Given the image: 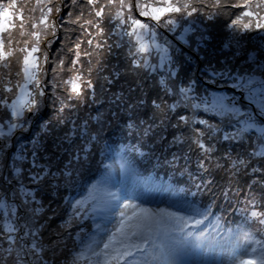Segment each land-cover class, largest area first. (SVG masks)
Masks as SVG:
<instances>
[{"label":"snow or ice","instance_id":"snow-or-ice-1","mask_svg":"<svg viewBox=\"0 0 264 264\" xmlns=\"http://www.w3.org/2000/svg\"><path fill=\"white\" fill-rule=\"evenodd\" d=\"M51 2L52 0H48V3ZM83 2L90 6L88 15L92 16V19H83L85 13L81 10L75 20L67 22L79 24L82 35L92 36L87 40L92 51L81 52L80 47L83 41L76 42L72 48L67 49L68 52L74 53V58L67 69L71 73L68 79L59 78L60 73L65 71L62 55L58 61L56 54L53 55L52 61H49L47 51L42 53V61L39 56L33 55L40 51L38 47L40 43L39 31L30 33L31 36L36 37L30 50L27 48L28 42L25 41L24 48L12 49L9 47L6 51L3 46L5 37H0V67L7 70L0 71V158L12 146V136L15 132H26L31 126L32 120L43 109L46 88L51 86L49 96L55 97V100L51 102L55 104L58 100L60 103L59 108L56 109L58 113H63L65 108L74 109L76 104L69 103L73 100L83 101L85 91L93 89L94 85L90 79L83 78L81 56L89 58L90 67L87 71L91 73L93 70L91 58L95 56L96 64L100 66L99 56L103 55L97 50L106 49L109 54L113 51V45L108 44L107 39L101 41L95 40V37L111 38L115 34L118 39L114 41V46L115 48L127 47L131 66L134 69H142L149 78L156 77L162 95L159 96V102L156 99L151 101L152 107L156 110L153 114V124H155V117L159 116V125L157 126L164 125L170 118V114L176 113L177 109L192 111V116L181 114L177 117L176 124L172 125L177 131L172 136L171 143L181 145L191 141L192 144H195L203 154V158L199 161V167L204 171H207L205 160L211 162V153L215 151V148L211 146L213 140L239 143L241 146L248 144L249 150L244 154L247 158L239 156L233 158L228 152L222 158L227 161L228 171L233 176L253 174L256 176L253 184H264V180L261 179L264 177V166H260L264 165V117L259 116L261 109H257L254 114L247 113L231 101L226 102L224 97H216L213 103L209 104L205 98L195 95L194 80L185 83L177 78L179 72L177 59L180 48L158 33L160 28H167L169 32L181 28V32L174 39L180 44L190 46V38L187 34L191 29L182 27V24L189 23V17L199 14L203 19L219 20L225 14H231L230 12L225 13V9L235 8L244 10L227 24L234 34L253 29H264V23L261 22L264 21V15H260V11L264 10V0H258L256 3H253V0H237V2H233V0H147V2L136 0L135 14L133 13L132 0H106L105 3H101L100 0H83ZM71 3L76 4L77 0H71ZM98 4L99 7H97ZM43 7L47 8V13L41 16L40 23L44 25V30L51 27V34L55 36L56 22L52 21L51 24L47 22L48 14L52 12V8L48 7L47 3ZM253 8L256 11H253ZM105 9L108 10L109 28L107 32L101 26L105 23ZM113 9H115L114 14ZM205 9L220 11L205 13ZM56 11L59 13V5H56ZM41 12L43 13V8H41ZM4 15L5 17L9 15L7 10ZM67 17H71L70 11L67 13ZM245 17L249 18L247 23L244 22ZM64 23L65 18H61V28ZM9 27H15V24H6L3 30L7 32ZM20 27L23 28V24ZM92 29H95L94 36L91 32ZM64 31L67 33V29ZM209 38L205 31L201 30L198 37L191 39L198 45H202ZM7 39L11 45L10 32ZM51 44L52 41H48L46 47L50 48ZM227 46L225 45V47ZM237 46L236 55L238 56L240 55L239 40H237ZM64 47V42L61 40V46L57 49V53H60ZM17 51L22 54V59L16 57V63L20 65V70L13 73L10 70L12 60L9 58L15 57ZM245 56L248 68L233 77L236 81L234 87L246 88L253 95L259 94L264 97V79H258L255 75L256 72H260L261 76H264V63L259 59V57H264V47L256 52L245 53ZM152 60L156 62L152 63ZM47 63H53L55 66L51 69L53 73L51 79L45 83L42 76H47L48 73L42 64ZM100 67L103 70L102 66ZM231 71L226 69L223 73L213 72L212 75L224 77L231 75ZM119 75L118 72L114 73L117 78ZM82 85L86 87H82ZM58 87L64 89L63 97L57 92ZM129 91H134V89L130 88ZM164 97H168L172 102L169 103ZM116 99L121 100L122 94L117 95ZM144 104L145 101L140 99L135 103L129 101L126 107L129 112L135 113ZM202 108L205 111L213 112L214 118L218 119L219 123H212L208 119H197L196 112ZM26 113L31 115L26 116ZM131 119L132 116L129 117V120ZM64 122V119L59 116L55 118L56 124L63 125ZM71 123L73 128L64 133L61 144L67 142L71 145L72 136L77 132L75 122L71 121ZM48 124V121L42 124L43 131H47ZM153 124L146 126L145 134L152 132ZM181 127L187 129V136L180 130ZM226 128L232 130L226 131ZM17 139L19 141V138ZM30 145V149L27 145L18 147L16 152L9 157L7 167L9 175H5L3 167L0 166V264H53V257L49 256L48 259H45V254L48 252L54 254L61 246L59 238L52 241L51 244H45L40 235L44 225L37 224V218L44 210L43 205L36 199L37 189L45 182L46 178H56L57 173L52 172L49 165L40 163V153L43 150L40 139L34 137ZM76 158L79 159V156ZM173 159L175 160L176 157L174 156ZM216 166L223 167L218 162ZM65 175H71V173ZM208 183L211 184L212 181H208ZM5 185L8 187L5 188ZM109 195L115 199L114 194ZM261 199L264 200V197ZM81 204V201L76 202L74 215L79 216ZM101 206L106 207L107 202ZM247 209H251L249 217L254 220L255 224L250 226L254 227V230L250 232L240 228L229 230L231 234L226 247L232 250L231 264H264V211L259 210L264 209V203H257L255 197H249ZM93 210L95 211V208ZM189 211L191 213L189 220L195 216L208 219L213 215L207 209L192 208ZM140 212L144 215L138 217L134 230L126 238L127 242L114 238L99 244L91 241L85 249L73 255L72 264H82V262L84 264H176L179 250L184 241L170 237L165 231L163 239L157 243L154 239L152 224H160L164 217H161L160 221H156L154 220L156 214L149 213V210L140 209ZM133 215L137 214L133 213ZM167 215L171 216L172 214ZM177 219L183 220L184 218L178 217ZM193 222L199 225L202 220H193ZM179 231H183V227ZM185 235L191 236L192 233ZM4 243L7 244L6 247L3 246ZM80 243L83 244L84 241L81 240ZM249 249L251 253H256L255 258L251 256L247 259L240 258L247 256ZM85 251L91 253L94 261L85 255Z\"/></svg>","mask_w":264,"mask_h":264},{"label":"trees","instance_id":"trees-1","mask_svg":"<svg viewBox=\"0 0 264 264\" xmlns=\"http://www.w3.org/2000/svg\"><path fill=\"white\" fill-rule=\"evenodd\" d=\"M0 1V8H7L6 4H8V9L12 13L11 20L13 17L16 18V16L19 18V15L23 17L22 20H17L15 27H11L7 32L3 31V29L1 30L2 35L5 33L3 46L6 51L9 47L12 49L24 48L25 41L28 42L27 48L30 50L36 40V37L31 36L30 33L39 31L40 43L38 47L40 51L33 55L39 56L41 61L43 60L42 53L45 51L48 52L49 61H52L54 54H56L57 61L62 55L65 71L60 73V79H68L69 75H71L67 69L70 66L71 60L74 58V53L68 52V48H72L76 42L83 41L80 47L81 52L83 53L85 50L92 51V48L87 44L89 38L81 34L79 24L67 22L68 20H75L76 17L80 15L81 10L85 13L83 19H92V16L88 15L90 6L84 4L83 0H77L76 4H72L71 0H52L51 3H48V0ZM233 2H237V0H233ZM256 2H258V0H253V3ZM46 3L48 7L52 8V12L48 14L47 22L49 24H51L52 21L56 22L55 36L51 34V27L44 30V25L40 23L41 16L47 13V8L43 7ZM56 5H59V13L56 11ZM65 5H67V7H65ZM41 8H43V13L41 12ZM134 10H136V8ZM243 10L244 9L241 8L225 9V13L230 12L231 14H225L219 20H207L200 17L199 14L193 15V17L197 18L202 23L204 28L207 27V36L210 38L204 44L198 45L190 38L194 33L189 34V44H195L197 51L193 52L195 58H193V61L189 60L187 65L181 64L180 62L178 63L177 60V66L179 68L178 73L180 74L179 80L185 83L194 80L195 95L205 98L209 104L213 103L214 98H216V90L218 97L229 96L231 97L229 98L231 102L236 99V101L232 103L236 104L241 110L247 113L254 114L257 109H261L259 116L264 117V106L262 103H259L262 105L263 109L260 108L261 106L257 104L255 95L257 97L261 96L259 94L253 95L248 90L246 91V88L234 87L236 81L233 77L248 68L245 53L256 52L258 49L264 47V32L262 29H253L251 31L234 34L233 30L228 28L227 24L230 23L232 19H235ZM252 10L256 11L254 8ZM69 11L71 12V17H67ZM217 11L220 10L205 9V13H215ZM260 15H264V10L260 11ZM61 18H65L63 28L60 27ZM189 18L191 19V17ZM248 19V17H245L244 22L247 23ZM261 22L264 23V21ZM113 23H115V21H113ZM21 24H23V28L20 27ZM33 25H36V27H33ZM65 29H67V33L64 31ZM177 29L179 32L176 31L175 34L181 32V28ZM225 29L226 32L224 31ZM9 32L11 33V45H9V40L7 39ZM158 33H161L162 36L173 44L178 45L180 53L184 52L186 54L187 51H189L185 45L178 43L177 40L174 39L175 36L171 34L172 32H169L167 28H160ZM108 39L110 38H107V40ZM116 39V36L113 38V41L110 39V44L113 45L112 53L109 54L106 49H103L106 51L105 55L99 56L100 66H102L103 70H101L100 66H97V58L94 56L91 58L93 70L89 73L87 71L90 67L88 63L89 58L83 55L81 56V64L83 65L81 71L84 73L83 78L85 80L90 79L94 85L93 89H87L88 95L90 98L98 99L96 101H98L99 104L101 103L104 107H107L106 109H109L115 106L114 101L117 95L122 94L121 101H123V98L130 94V91L127 90V87H129V89L138 90L139 93L142 92L140 98H138V94L130 99L131 102L135 103L137 100L143 99L145 104L141 107L142 109L139 108L137 112L134 113L131 120L128 119L126 123H124V126L122 115L120 121L116 122V117L114 116L113 118H109L107 115L103 117L105 123L111 126L110 129L106 128V130H108V136L104 135L106 141L105 147H99V150L96 149V151H94L93 164L83 172L79 170L77 173H73V161L70 160L69 156H65L66 148L70 146L69 143L65 142L61 144V142H58L57 145L49 148L51 151L49 155L47 152L49 149L46 151L48 156H43V162L40 163L49 165L51 171L57 173V176L54 179L46 178L45 184L40 185L37 189L36 199L40 201L44 209L37 218V224L44 225L40 235L45 244H51L52 241L59 238L61 246L54 254L52 252L46 253L45 259L52 256L53 264H72V258L75 254H73L74 249L76 252L80 251L79 248H81L82 245L80 241L83 240L85 242L91 238L96 231L97 227L93 225L94 221L98 218H103L100 214L102 211L100 200H102V198L99 199L98 197L96 198L95 195H87L84 199L85 202L80 206L81 211L76 219H69L67 214L68 211L73 208L71 204L72 198L83 188L85 181L92 177H98L99 181L108 175V169L115 168L113 163L108 161L112 157L114 151L123 154L125 157L128 156L132 163V169H130L124 177V180L130 185V191L135 189L144 190L147 197H151L157 190H161V193L174 192L179 198L184 200L183 204H190L200 210L207 209L213 214L209 216L208 219L199 216L198 220H202V223L199 225L194 222L191 223V226H198V229L200 225L205 226L206 230L204 232H199L198 229L190 232L192 233L190 237L195 238L194 249H196V255H203L204 252H199V250L204 249L203 247L205 246V250L208 252L207 257L212 259L215 257V251L218 249L220 251L227 249L225 246L231 234L229 230H235L237 228L242 230L244 228H249L251 231L254 230V227L250 226L254 225L255 222L249 217L251 209H247V201L249 197H255L256 199L260 198L257 200V203H264V200L261 199L264 197V184H253V180L256 179V176L253 174H237L233 176L229 171L224 173L222 171L217 172L218 168H216L213 163L215 159H211V162L208 160L205 161L207 171L201 170L200 167H196L195 165L203 158V154L195 144L188 141L181 145H173L171 140L177 129H174L172 125L176 124V122H172L170 117L166 120L164 125L157 126L159 125L160 119V117L157 116L155 117V124H153V114L156 110L152 107L151 101L156 99L159 102V96L162 95L155 77L149 78L142 69L141 71L139 69H134L131 66V59L127 55L128 49L127 53H125V47L115 48L114 43H112ZM61 40H63L65 47L60 53H57V49L61 46ZM237 40L241 43L239 46L240 55L234 56L238 48ZM48 41H52L50 48L46 47ZM226 41L230 42L232 44V50L236 49V51L228 52L227 49H221L222 43ZM97 51L100 52V49ZM16 57L22 59V54L17 51L15 57L9 58L12 60L10 69L14 68V73L20 70V65L16 63ZM178 57H180V55H178ZM117 58L122 60V66L115 62ZM259 59L264 63V57H259ZM54 66L55 64L53 63L42 64V67L48 73L47 76H42L45 83L48 79H51L53 75L51 69ZM226 69L232 70L231 75H226L224 77L212 75L213 72L223 73ZM0 71L7 70L0 67ZM137 71L142 73L139 74ZM117 72L120 74L118 78L114 76V73ZM137 74L141 77L140 80L136 78ZM255 74L258 75L261 73L257 72ZM106 77L107 79H105ZM50 91L51 86L45 89L46 97L44 107L39 115L32 120L31 126L26 132H15L12 136V146L3 154L2 158H0V166L3 167L5 175H9L7 172L9 157L16 152L18 147L27 145L30 149L31 140L34 137L40 138L41 133H43L42 124L48 120L46 117L47 115L50 114L48 126L52 125L55 128H60L61 125L55 123V118L59 116L64 119L65 122L63 126L67 128L68 131L73 128V126L70 125V116L64 117L63 113L54 114L48 112L53 106L51 101L55 100V97L49 96ZM208 91H212L214 94H209ZM57 92L61 97L65 95L64 89L59 87L57 88ZM246 95H250L252 100L245 99ZM126 98L128 99V97ZM164 99H167L169 103L172 102L168 97H164ZM73 102L74 101H71L69 103ZM123 102L127 105L129 101ZM123 102L121 104H123ZM55 105L59 108L60 103L58 100H56ZM76 107L77 110L80 108L77 105ZM99 108L100 105L94 111H92V109L83 110L79 116L88 119L91 115L94 120H97L104 115V112ZM65 110L75 113L73 109L65 108ZM200 113L202 114L201 118H199ZM176 114L193 115L191 110L185 111L182 108L177 109ZM196 114L197 119L207 118L209 121L215 119L212 112L208 113V111H205L203 108L198 110ZM30 115V113H26V116ZM51 116L54 118L51 119ZM148 124H153V130L150 134H145V128ZM52 126L47 128V132H52ZM196 126L199 127L200 125ZM113 127H117V134L116 136L110 137L112 134L110 130H112ZM180 130L184 132L185 136L188 135L187 129L181 127ZM57 133H59V137H61V131L57 130ZM52 134L55 133L52 132ZM91 137H95V135H91ZM17 138H19V141ZM82 138L83 143L86 145V151H90V145H94L92 143H95V146L98 143V141L95 142L96 138ZM211 146H215V149L218 150L221 149L220 147L230 148L234 146V144L224 142L223 140L220 142L213 140ZM90 152L92 153V151ZM154 156L160 160H155ZM174 156L176 157L175 160L173 159ZM213 156L214 155L211 154V158H213ZM171 165H173L172 168ZM175 165H184L187 171L181 173L179 168ZM185 165L189 167L187 168ZM26 166L28 167V165ZM203 171L209 175L207 174L206 177H204ZM70 172L71 175H65ZM78 174H80V176H78ZM182 174L186 175V177H182ZM261 179L264 180V177H261ZM57 180H59V182L63 180V182L67 183L64 187L62 184L58 185L61 187L59 191L55 190L57 187H52V183L56 184ZM208 181H212V183L209 184ZM13 184H15V181H13ZM4 187L6 188L8 186L5 185ZM32 187H35V185H32ZM94 208L95 211L93 210ZM259 210L264 211V209ZM240 216H244L242 221L241 218H239ZM79 217L80 219L78 220ZM217 225L219 226L217 227ZM3 246L6 247L7 244L4 243ZM254 247L256 246L254 245ZM218 257H220V255ZM82 264H84V262H82Z\"/></svg>","mask_w":264,"mask_h":264},{"label":"rangeland","instance_id":"rangeland-1","mask_svg":"<svg viewBox=\"0 0 264 264\" xmlns=\"http://www.w3.org/2000/svg\"><path fill=\"white\" fill-rule=\"evenodd\" d=\"M100 2L105 3L106 0H100ZM132 2H133V13L135 14L136 10L134 9H135L136 0H132ZM144 2H147V0H144ZM6 7L7 8H0V34H1V30L4 29V26L6 24H15L17 20L19 21V19H21V15H19V18H17L16 16V18L13 17V19L11 20L10 18H11L12 13L8 9L9 8L8 4H6ZM97 7H99V4L97 5ZM5 10H7L9 14L7 17H5L4 15ZM106 12H108L107 9H105V14ZM114 13H115V9H113V14ZM188 20H189V23L182 24V27L191 29V31L187 34L189 37H190L189 35L190 33L191 34L194 33L191 35L192 37H198L201 30H204L206 35L208 34L207 27L205 26L206 28H204L202 23L197 18L191 17V19L188 18ZM101 26L105 28L106 32L108 31L109 25L107 22V14L105 15V23L102 24ZM10 28L11 27H9L8 29ZM176 31L179 32L178 29L176 28V30L172 32L171 34H173L174 36H177L178 34H175ZM224 31L226 32V29ZM262 31L264 32V29H262ZM91 32L93 33V36H94L95 29H92ZM4 34L3 35L1 34L0 37H4ZM159 34L162 35L161 33ZM87 37L89 39L92 38V36L91 37L87 36ZM113 38H115V34H113V36L110 39H112L113 41ZM263 38H264V35H263ZM103 39H107V37H100V36L95 37V40L102 41ZM110 39L107 40L108 44H110ZM3 41H5V38L3 39ZM225 45H228V46L225 47ZM240 45L241 43H239V46ZM176 46L179 48L178 45ZM185 46L189 49V51H187L186 54L184 52L179 53L178 55H180V57H178L177 60H178V63L180 62L181 64L187 65V62L189 60L193 61V58H195L193 52L197 51V48L195 47V44L192 45L191 43H190V46L188 45H185ZM231 46L232 44L226 41L225 43H222L221 49H227L228 52L236 51V49L232 50ZM100 52L103 53V55H105L106 51H104L103 49H100ZM125 53H127V47H125ZM234 56H237V55L234 54ZM115 62L118 65H121V66L123 65L121 64L122 60H120L119 58L115 59ZM151 62L155 63L156 61L152 60ZM10 70L14 73L15 69L11 68ZM139 70L141 71V69ZM137 73L141 74L142 72L137 71ZM179 75L180 74L178 73L177 74L178 79L180 78ZM255 75L257 76L258 79H264V76H261V74H258V75L255 74ZM136 78L137 79L139 78V80L141 79V77L138 74ZM83 87L85 86L83 85ZM127 90H129V87H127ZM208 93L214 94L212 91H208ZM215 94H216V97H218L216 90H215ZM137 95L139 96L138 98H140L142 95V92L139 93L138 90L131 91L130 94L126 96L128 97V99L124 97L123 101H126V102L131 101L130 99ZM224 97L226 98V101H229V98H231L229 96H224ZM255 97H256L257 104L262 103L264 106V97L263 98L257 97L256 95ZM245 99L252 100L250 95H246ZM96 100L98 99L92 98V97L90 98L86 90L84 93L83 101L73 100L74 101L73 103L76 104L78 107H80L78 108V110L76 109L77 107L73 109L75 113H71L69 112V110L67 111L64 110L63 112L64 117H69V116L71 117L69 120L75 122V127L77 129L76 134L72 136L71 145L68 146L69 148H66V154H65V156H69L70 160L73 161L72 167H73L74 174L77 173L79 170L83 172L86 169L90 168L89 166L93 164L92 163L93 156L95 155L94 151H96V149L99 150L100 149L99 147L101 148L105 147L106 141H105L104 135L108 136V130H106V128L107 129L111 128V126L105 123V121L103 120V117H105V115H107V117L109 118L110 117L113 118V116L116 117L115 122L120 121V118L123 116V126H124V123H126V121L129 119V117L134 115V113H131L127 110V107L125 105L126 103L121 100L115 99L114 101L115 106L110 107L109 109H106L107 107H104L101 103L99 104V102ZM234 101H236V99L232 100V102ZM122 102L123 104H121ZM99 105H100L99 109L104 112V115L98 118L97 120H94L91 115L88 117V119L86 117L81 118V116H79L83 110L92 109V111H94L96 108H98ZM260 106H261L260 108L263 109L262 105ZM56 109H58V107L55 104H53V106L51 107L50 110H48V112L54 113V114H60L56 111ZM209 112L211 111H208V113ZM49 115L46 116L48 119L47 120L48 122H49ZM201 115L202 114L200 113L199 118L202 117ZM178 116L179 115H177L176 113L170 114L172 122L174 121L176 122ZM53 118L54 117L51 116V119ZM71 121H70V125L73 126ZM210 122L219 123V120L215 118V119L210 120ZM49 126H52V125H49ZM52 128H53L52 132H54L55 134H52V132L51 133L47 132L48 131L47 130V131H43V133H41L40 135L39 139L41 143L43 144V150L40 153L41 160L44 159L43 156L47 157L51 153L49 148L54 145H57L58 142H61L64 133L68 132L67 128H65L63 125H61L60 128L59 127L55 128L54 126H52ZM56 129L61 131V137H59L60 134L57 133ZM225 130L231 131L232 129L226 128ZM110 131L112 132L110 137L116 136L117 127H113L112 130ZM91 135H95V138H96L95 142L98 141L96 146H95V143H92L94 144L93 146L90 145V151H92V153L90 151H86V145L83 143V138H82L84 137L86 139V137H88L92 139ZM213 147L215 148V146ZM220 148L221 149H218V150L215 149V151L211 153L214 155L213 158L211 159L212 160L215 159V162H213L215 166L217 165V162L220 165H223V167L216 166V168H218L217 172L222 171L223 173L228 171V163L225 159L222 158L224 157V154L226 152L230 153L233 156V158H236L238 156L241 158H247L244 154L249 150L248 144L241 146V144L239 143L234 144V146H231L230 148L229 147H220ZM48 149L49 151H47ZM46 151L48 152V155L46 154ZM77 156H79V159L76 158ZM155 157L156 156H154L155 160H160L159 158H155ZM199 157H196V158H199ZM41 160L40 162H43V160L42 161ZM108 161L110 163H113L115 168L108 169V175L99 181H98V177H92L88 179L87 181H85L83 188L79 190L77 194H75V196L71 200V204L73 208L70 211H68L67 217L69 219H76L78 216L74 215V209L76 208L77 201H81L82 203H84L85 202L84 199L86 198L87 195H90V196L95 195L96 198L97 197L99 199L102 198V200H100V207L102 209L100 214L103 216V218H98L94 221L93 225L97 227V229L92 235V237L86 240L81 245V248H79L80 251L82 249H85L86 245L91 241H94L95 243L99 244L102 241H107L111 238H114L116 240H125V242H127L126 238L129 236L130 232L134 230L135 224L138 221V217L144 215L143 213L140 212V209H147L149 210V213L156 214L154 217V220L156 221H160V218L164 217V220L160 224H156V223L152 224L153 231H154V239L156 240L157 243H159L163 239V234L165 231H167L170 237L184 241L183 245L181 246L179 250L176 264H222V262L223 264H231L232 250L228 249L226 246L225 248L227 249L225 250L220 251L218 249L217 251H215L214 252L215 257L212 259L207 257L208 252L205 250L206 248L205 246L203 247L204 249L199 250V252H204L203 255H200V256L196 255V249H194L195 238L185 235L186 233H190L191 231L198 229V226L196 227L191 226V223L193 222V220H198L199 216L193 217L192 220L188 219L191 216L189 209H192L195 207H193L190 204H183L184 200L179 198V196L176 195L174 192L161 193V190H157L155 194L151 195V197H147L146 192L144 190L135 189L133 191H130L129 190L130 185H128V183L124 180L126 173H128V171L132 169V163L130 162L129 157L128 156L125 157L123 156V154L114 151L112 154V157ZM195 166L199 167V163L197 162ZM25 167L27 166L25 165ZM172 167L173 165H171V168ZM186 167L188 168L189 166H186ZM177 168H179L181 173H184L187 171L184 168V165L177 166ZM207 174L208 173L203 171L204 177H206ZM78 176H80V174H78ZM181 176L186 177V175L184 174H182ZM25 182L27 183V181ZM44 184L45 182H43L41 185H44ZM56 184L52 183V187L54 188L57 187L55 188V190L59 191L61 190V187H59L58 185L62 184L64 187V185H66L67 183L63 182V180H60V182L59 180H57ZM109 194H114L115 199H111L112 197ZM259 199L260 198H257L256 201ZM104 202H107L106 207L101 206L102 204H104ZM80 211L81 210L79 207V212ZM133 213H136L137 215L134 216ZM169 213H171L172 215L168 216L167 214ZM178 217H183L184 219L178 220L177 219ZM243 217L244 216L239 217L241 218V221L243 220L242 219ZM79 219L80 217L78 218V220ZM185 221H187V223H185ZM201 226L202 225L199 226L198 231L204 232L206 230V227L205 226L201 227ZM181 227H183V231H179ZM248 230L249 232L251 231V229L249 228L243 229V231H248ZM133 240H135V238H133ZM96 250L98 251L99 249H96ZM74 253H76L75 249L73 251V254ZM85 255L90 257L94 261V257L91 256L90 252L85 251ZM219 255L220 257H218ZM249 256L255 258L256 253H251L249 249V254L247 256H242L240 258L247 259L249 258Z\"/></svg>","mask_w":264,"mask_h":264}]
</instances>
